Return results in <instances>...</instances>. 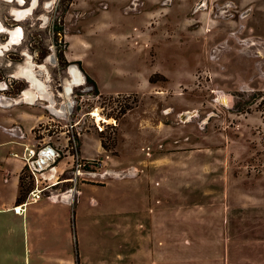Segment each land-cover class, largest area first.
Segmentation results:
<instances>
[{"label":"rangeland","instance_id":"1","mask_svg":"<svg viewBox=\"0 0 264 264\" xmlns=\"http://www.w3.org/2000/svg\"><path fill=\"white\" fill-rule=\"evenodd\" d=\"M29 1L0 0L2 30H23L0 56V104L47 114L17 150L59 151L61 176L36 168L73 221L44 206L11 251L28 264H264V0H39L17 20ZM28 54L38 78L50 71L32 103L31 81L10 77ZM77 155L101 165L77 170Z\"/></svg>","mask_w":264,"mask_h":264},{"label":"crops","instance_id":"2","mask_svg":"<svg viewBox=\"0 0 264 264\" xmlns=\"http://www.w3.org/2000/svg\"><path fill=\"white\" fill-rule=\"evenodd\" d=\"M19 106H23V103L16 102L10 104V106L0 104V257L5 260L10 259L14 264H22V260L24 264H28L27 256L22 258V255H18L11 251V249L18 247V245L20 246V228L23 226L25 230H29V225L31 224L38 229V226L45 219L42 210L44 206L60 204L65 205L67 209L70 210L68 219L66 218L67 215H65V219H67V221L69 220L72 230V207H74V205H72L68 199L64 198H50L43 195L37 200H30L27 196L26 203H21L25 208L24 212L16 213L14 211L13 208L20 205L17 203V198L21 193L20 176L22 170L27 166V162L21 156H15L14 154L18 153L21 155L24 152L23 150L20 152L17 150L20 149L19 142H21V140L19 137H22L25 133V124H30L29 130L33 131L37 123L41 121L43 117H47L46 113L40 110L37 111L34 107H26L27 109H25ZM15 110L17 113L15 115H10L11 113L9 111ZM44 110L46 111V109ZM6 146L9 147L8 154L3 152ZM49 167L50 168L45 171V173L48 174L55 169V178L61 176L65 171L62 161L54 166L51 164ZM36 176L40 180L39 171L36 172ZM55 182L56 181L52 182V184ZM70 195L71 194H69V196ZM43 197H46V199ZM31 203L34 204L32 208L27 207L26 209V205ZM71 230L69 232L70 237L73 233ZM35 246L34 244V247ZM35 248L39 247L36 246ZM37 254L43 257L42 253L38 252Z\"/></svg>","mask_w":264,"mask_h":264},{"label":"bare ground","instance_id":"3","mask_svg":"<svg viewBox=\"0 0 264 264\" xmlns=\"http://www.w3.org/2000/svg\"><path fill=\"white\" fill-rule=\"evenodd\" d=\"M8 1V0H7ZM23 2V1H22ZM52 1H49L47 2V5L51 4ZM39 4V0H32V5L29 9L27 10H17V9H13L12 11L16 14V17L19 18V17H23V16H26V15H29L31 14V12L33 11V9L35 7H37ZM201 5V4H200ZM25 15V13H27ZM3 23L0 21V33L2 32H8L10 37L8 36L7 39L3 42H0V53L1 54H4L6 51L5 49H9L11 48V46H14V44H16V42H19L21 41L22 39V36H23V30L22 28L19 26V27H16L10 31H5V30H2L3 29ZM16 41V42H15ZM25 52V51H24ZM27 54V53H26ZM29 55V58L26 60V62L28 63H25L23 66H21L17 71L16 73L19 75V76H22V77H25V78H28L30 81H31V84L32 86L28 89V90H25L23 92V95H22V100L25 101L26 103L28 102H36L40 95H43L45 96L47 93V91H49V89L47 88L48 87V84L47 82L45 81V79H49L50 78V71H48V69L44 66V65H41V67H44L45 69V79H41V78H38L37 75H36V72H35V68L37 67L35 65V62L33 60V57ZM82 74H74L75 78L79 81L83 80V77H81ZM4 84V83H3ZM69 89L71 88L70 86H68ZM47 88V89H46ZM50 108L53 109L54 112L58 113V114H61L63 115L65 112H66V107L63 106L61 107V109H57L53 103V100H51V104H50ZM93 115L96 116V119L98 121H101V120H105V121H108V119L104 118L101 113H99L98 110H95L93 112ZM110 121V120H109ZM49 151V150H48ZM50 152V151H49ZM54 153H56V151H54ZM55 156L56 154H47V156H44V162L46 164H51L52 162H54L55 160ZM45 167V165H42L41 167L38 165V168L40 169H43ZM51 177H55V169H53L49 174H48V177L47 178H51Z\"/></svg>","mask_w":264,"mask_h":264},{"label":"built area","instance_id":"4","mask_svg":"<svg viewBox=\"0 0 264 264\" xmlns=\"http://www.w3.org/2000/svg\"><path fill=\"white\" fill-rule=\"evenodd\" d=\"M42 149H43V147H42ZM40 150H37L36 147H32V146L29 147L26 145L24 147V150H23L24 152L21 155H19L18 153H14L15 156H21L27 162V165L30 167V170L32 171V173L35 176L36 185L30 191V193L28 195V199H30V200H37L40 197H42L43 195H45L44 192L49 187H51V185H52V184H50L46 187H40V180L36 176V172L38 169L33 165V163L38 158V154H39ZM76 157H77V159H75V161H74V164H75L74 166L76 167L77 170L92 169L93 167H98L101 165V162L96 160V159L80 158L79 155H77ZM77 178H78V176L76 175L74 178H71V179H72V181H76ZM25 203L26 202H24V204ZM13 209L16 213H23L25 210L23 204L17 205Z\"/></svg>","mask_w":264,"mask_h":264},{"label":"trees","instance_id":"5","mask_svg":"<svg viewBox=\"0 0 264 264\" xmlns=\"http://www.w3.org/2000/svg\"><path fill=\"white\" fill-rule=\"evenodd\" d=\"M56 32L60 31L59 27L55 28ZM64 55L61 54V57L63 58ZM2 71V70H1ZM89 80L92 82L89 78ZM30 167L27 165L25 168L22 170L21 176H20V185H21V193L17 198V203L21 204L24 203L27 199V196L29 192L33 189L34 187V181L32 179V176L29 174ZM32 172V171H31ZM79 257L77 258V261L79 262Z\"/></svg>","mask_w":264,"mask_h":264},{"label":"water","instance_id":"6","mask_svg":"<svg viewBox=\"0 0 264 264\" xmlns=\"http://www.w3.org/2000/svg\"><path fill=\"white\" fill-rule=\"evenodd\" d=\"M13 16H15L16 17V14L14 13V12H12L11 13ZM10 37V35H9V33L7 32V37ZM17 45H19V44H14V46H17ZM5 51H6V49H5ZM1 55H3V54H1L0 53V56ZM6 66H11V63L9 64V63H7L6 64ZM10 76L11 77H18L17 76V73L16 72H14V71H12V72H10ZM20 95H23V93H21ZM22 100V99H21ZM186 115V113L183 115V116H185ZM186 117V116H185ZM50 152H49V151ZM54 151H56V153H54ZM49 153H51V154H56V156H59V151L56 149V148H54L52 145H48V146H46L44 149H41L40 151H39V154H38V158L34 161V163H33V165L35 166V167H38V165L41 167L42 165H46V163L44 162V156H47V154H49ZM56 156H55V160H56ZM54 160V161H55ZM52 164V163H51ZM51 164H49V165H51ZM45 168V167H44Z\"/></svg>","mask_w":264,"mask_h":264},{"label":"flooded vegetation","instance_id":"7","mask_svg":"<svg viewBox=\"0 0 264 264\" xmlns=\"http://www.w3.org/2000/svg\"><path fill=\"white\" fill-rule=\"evenodd\" d=\"M26 2H27V0H26V1L23 0L22 3L19 2V1L17 0L18 7H21V6L25 5ZM31 5H32V0L29 1V4H28L26 7H24L23 10H27V9H29V8L31 7ZM50 5H51V4H50ZM31 13H32V12H31ZM26 14H28V12L25 13V15H26ZM30 15H32V14H29V15L23 16L22 18L20 17L19 19L16 18L15 16H14V17H15L17 20H21V19H25V18H27V17L30 16ZM3 25L6 26L4 23H3ZM55 28H56V27L54 26V31H56ZM58 33H60V31H58ZM6 34H7V33H6ZM6 39H7V38H6ZM6 39H5V40H6ZM5 40H4V41H5ZM15 42H16V41H15ZM21 42H22V40H21L20 42H16V44H21ZM11 47H12V46H11ZM8 50H10V48L7 49L6 52H7ZM6 52H5V53H6ZM5 53H4V54H5ZM31 56L33 57V55H31ZM26 63H28V62H26ZM22 65H24V64H22ZM20 66H21V65H20ZM20 66H18V67H20ZM10 77H11V76H10Z\"/></svg>","mask_w":264,"mask_h":264}]
</instances>
